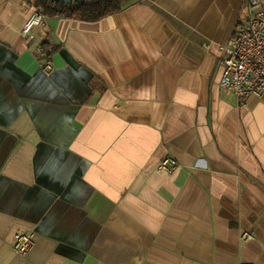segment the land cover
<instances>
[{
  "label": "crops",
  "instance_id": "0c3cea01",
  "mask_svg": "<svg viewBox=\"0 0 264 264\" xmlns=\"http://www.w3.org/2000/svg\"><path fill=\"white\" fill-rule=\"evenodd\" d=\"M34 3L0 0V264H264V100L219 86L248 0H138L26 40Z\"/></svg>",
  "mask_w": 264,
  "mask_h": 264
},
{
  "label": "built area",
  "instance_id": "2783aa9c",
  "mask_svg": "<svg viewBox=\"0 0 264 264\" xmlns=\"http://www.w3.org/2000/svg\"><path fill=\"white\" fill-rule=\"evenodd\" d=\"M45 16L32 7L21 35L28 40L40 28ZM223 66L219 81L221 90L230 93L238 105H244L249 97L264 100V8L260 0H248L247 15L237 24L234 35L220 47ZM44 56L42 47L36 49ZM178 163L172 158L161 161L158 170L172 173ZM249 236L244 234L242 239ZM33 246V232L20 231L14 236L13 251L25 255Z\"/></svg>",
  "mask_w": 264,
  "mask_h": 264
},
{
  "label": "trees",
  "instance_id": "16d2710c",
  "mask_svg": "<svg viewBox=\"0 0 264 264\" xmlns=\"http://www.w3.org/2000/svg\"><path fill=\"white\" fill-rule=\"evenodd\" d=\"M34 1L35 7L40 10L45 17H64L96 21L121 11L138 0H102L83 5L64 4L53 0Z\"/></svg>",
  "mask_w": 264,
  "mask_h": 264
},
{
  "label": "rangeland",
  "instance_id": "374dc122",
  "mask_svg": "<svg viewBox=\"0 0 264 264\" xmlns=\"http://www.w3.org/2000/svg\"><path fill=\"white\" fill-rule=\"evenodd\" d=\"M34 6H35V4H34ZM37 9V8H36ZM38 10V9H37ZM38 11H40V10H38ZM41 12V11H40Z\"/></svg>",
  "mask_w": 264,
  "mask_h": 264
}]
</instances>
